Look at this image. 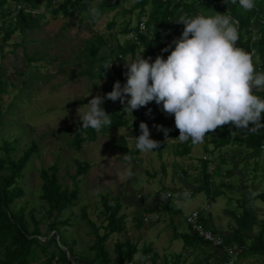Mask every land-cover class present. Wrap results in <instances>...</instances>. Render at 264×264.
<instances>
[{
  "label": "rangeland",
  "instance_id": "1",
  "mask_svg": "<svg viewBox=\"0 0 264 264\" xmlns=\"http://www.w3.org/2000/svg\"><path fill=\"white\" fill-rule=\"evenodd\" d=\"M102 1L86 0L89 7L99 5ZM135 2L128 0L123 8L117 10L120 11L118 14L117 11L106 13L99 25L86 12L54 17L43 8L39 12L46 13V17L27 34L24 47H15L16 40L22 39L18 34L3 49L0 47V77L9 84L7 92L0 95V142L19 139L17 150L12 153L15 160L22 157L34 143L39 150L34 153L25 170L23 186L26 195L14 207L35 210L38 220H43L48 209L41 200V170L57 164L60 183L72 187V176L77 172L75 160L87 161L91 167L80 180L78 201L87 207L88 218L83 217L81 206L73 208L74 216L66 212L65 219H71L73 225L63 228L61 242L68 247L58 241L68 257H71L69 250L72 249L78 259L82 258V262L93 258L95 251L91 246L95 235L88 221L100 226L103 219L102 198L110 194L111 197L121 196V214L126 215L125 230L111 236L106 243L112 259L116 257V243L128 238L138 250L151 245V256L157 254L159 257L157 264H163L165 256L172 259L173 255L180 254L185 258L181 264H204L207 257L214 253L213 250L190 252L185 249L182 239L175 236L176 232H189L190 226L185 218L192 212H203L209 220L208 226L224 236L232 238L236 231L238 234L243 232V226L249 235L255 236L263 231L264 238V202L257 198L264 192V148L252 157H248L245 148L238 145H229L212 153L214 146L209 144V137H205L203 143L193 145L191 140L181 142L175 137V129H171L170 140L166 141L164 133L158 132L152 124L149 127L151 138L160 141L161 147L150 153H137L130 137L141 134L138 126L142 120L136 122L135 116L130 113H126L128 127L96 131V139L86 141L81 150H77L74 145L80 126L77 108L87 104L98 93L104 95L111 91L116 81L123 85L126 77L121 80L117 75L113 79L90 76L72 78V75L89 70L92 61L86 60L87 45L94 41L97 34L108 37L112 32L108 24L114 19L117 24L113 31L120 30L128 18L122 14ZM146 9L149 10L150 6ZM139 12L133 13L137 19L135 24L138 23ZM83 16H89L90 19L82 22ZM144 19L148 20V16ZM118 37L124 40L121 35ZM109 47V44L104 47L101 54L106 55ZM140 54H144L143 48ZM126 60L131 61V56ZM112 104L118 106L120 102ZM120 137H125V147L135 154L133 157L117 147ZM186 143L190 148L189 153L176 155V151L184 149ZM207 145L209 152L206 151ZM205 157H212L215 163L220 164L219 174L213 177L210 188L203 185V164L200 161ZM214 162L210 164L211 168L207 166L208 174L213 171ZM160 191L172 192L174 196L178 194L175 198L181 214L175 217L168 211H163L161 215L148 214L144 226L138 228L135 220L136 201L145 208L153 207L156 204L154 194ZM158 207L162 211L161 203ZM100 233L103 234L104 230ZM74 239H77V243ZM42 241L45 242L46 238H42ZM232 249L234 253L230 252L229 260H221L222 254H218L210 264H264V255L240 258L238 255L242 248ZM151 263L148 258L145 264Z\"/></svg>",
  "mask_w": 264,
  "mask_h": 264
},
{
  "label": "trees",
  "instance_id": "2",
  "mask_svg": "<svg viewBox=\"0 0 264 264\" xmlns=\"http://www.w3.org/2000/svg\"><path fill=\"white\" fill-rule=\"evenodd\" d=\"M126 2L128 0H103L96 7L99 8L104 16L106 13L123 8ZM255 5L251 11H245L239 6L238 0L235 4L231 3L230 0H227V2L226 0H136L135 5L125 10L122 14V16H128V18L124 20L120 30L113 31L117 24L116 19H114L108 24V28L112 30L108 37L97 34L94 41L87 45L86 60L92 61L89 70L72 75V78L90 76L97 79H113V76L117 75L123 80L124 61L128 56L134 59L136 55L140 54L142 48L144 49V57H152L153 62L160 55L167 59L170 52H163L162 50L168 47L173 39L181 36L184 25L177 24L175 21L185 13L189 16L201 13L210 16L216 12L231 16L237 22L239 29L237 46L248 52L256 49L259 58L264 62V0H255ZM148 6H150L149 10L146 9ZM43 8L48 10L54 17L60 14L64 17L81 15L84 12L89 14V4H87L86 0H64L62 2L59 0H0L1 49L9 40H12L15 34L22 37L21 40H16L15 47H24L27 34L33 31L46 17V13L39 12ZM137 10L140 12L138 13V23L135 24L136 18H134V14ZM119 12L117 11V14ZM146 16H148L147 22L145 21L146 26L155 28L154 37L151 38H147L137 31ZM82 19V22H84V20L88 21L90 17L83 16ZM172 32H174L172 41L169 44L164 43L161 34L168 36ZM241 32L243 34H240ZM119 35L124 40H121L118 37ZM108 44L110 45L108 53L102 55V49ZM106 63H111L113 66L107 70V75L105 76L104 65ZM8 86L7 80L0 77V95L7 92ZM255 94L264 98V92L257 91ZM154 103L152 102L147 109L143 107L133 112L136 122L141 119L149 127L154 124L175 129V137L178 138L180 133L175 127L174 117V121L169 122L171 116H167L162 112L161 107ZM103 106L107 113L111 115L112 123L102 129L111 130L112 128L120 129L129 126L126 113L123 112L124 106L121 103L118 106H114L112 101L106 100ZM149 109L152 110L150 114H148ZM78 128L74 145L77 150H81L86 141H94L96 139L97 132L91 128L87 130ZM206 137L210 138L209 144L214 146L212 153L229 145H238L245 148L248 157H252L251 155H257L261 152L262 147L264 148V128L257 132H249L247 129L238 130L231 126H221L214 132L206 134ZM18 141L19 139H15L12 142L8 140L0 142V264H145L148 258L151 260V264H157L159 257L157 254L151 256V245H146L138 250L137 246L128 238L116 243L114 248L116 257L112 259L106 243L111 236L120 234L125 230L126 215L121 214L123 209L121 196L111 197L110 194L104 195L102 198L103 219L100 222V226L90 220L88 221L95 235V241L91 246V249L95 251L93 258L91 260L87 258L85 262H82V258L78 259L72 249L69 250L71 257H68L66 252L59 246L58 239L61 244L63 243V246L68 247L66 243L61 242L64 232L63 228L73 225L71 219H65L66 212L69 211L74 216L73 208L81 206L83 217L88 218L86 214L87 207L80 205L78 198L80 180L88 173L91 167L90 163L78 159L75 160L77 172L72 176V187L60 183L61 180L58 177L59 166L57 164L41 170V200L46 204L48 214L43 220H38L35 210L27 211L25 208L16 209L14 207L26 195L23 186V180L26 176L25 170L28 168V163L34 153L39 151L37 144L34 143L29 150L25 151L22 157L15 160L12 153L17 150ZM116 145L126 151L129 156L133 157L135 155L126 149L125 137H120V142L116 143ZM189 151L190 148L187 147L186 143L184 149L176 151V155L182 156L188 154ZM206 151L209 152L208 145L206 146ZM200 162L203 164V185L210 188L213 184V177L219 174L220 164L216 163L213 173L208 174V161L201 160ZM184 173L187 172L184 171ZM176 192L179 193V191ZM166 193L173 194L169 191L155 193L156 204L150 208H145L141 204L138 205V200L136 201L135 220L138 228L144 226L145 217L148 214L158 213L161 215L163 211L170 212L172 217L181 214L175 199L164 198ZM257 198L264 202V192ZM159 203L162 205V211L158 207ZM201 221L206 229L219 233L208 226V219L203 218ZM242 229L246 230L243 226ZM101 230H104L103 234L100 233ZM244 230L239 234L236 231L232 238L221 233L225 241L222 247H212V243L205 241L198 233L193 232L191 228L188 233L179 234L176 232L175 236H179L182 239L185 249L190 252L213 250L214 253L207 257L204 264H210L212 258H216L215 256L218 254H222L221 260H229V253L226 249L235 246V244L238 248H242L241 254L238 255L240 258L264 255L263 231L254 236L247 234L248 232ZM42 238H46V241L43 242ZM74 242L77 243V239H74ZM137 254L139 255L137 256ZM224 256L225 258H223ZM184 261L183 254L173 255L172 259H168L165 256L163 264H181Z\"/></svg>",
  "mask_w": 264,
  "mask_h": 264
},
{
  "label": "clouds",
  "instance_id": "3",
  "mask_svg": "<svg viewBox=\"0 0 264 264\" xmlns=\"http://www.w3.org/2000/svg\"><path fill=\"white\" fill-rule=\"evenodd\" d=\"M230 2L235 4L237 0ZM238 3L245 11L256 6L255 0H238ZM88 13L95 24L102 23L103 14L98 7L90 6ZM143 20L146 24L147 20ZM175 23L184 25L180 37L172 41L174 32L164 37L161 34L164 43L172 41L162 50L170 52L167 59L160 55L153 62L152 57L138 54L131 61L125 60L126 83L116 81L112 91L98 93L78 107L76 113L81 125L78 129L100 132L111 125V115L103 107L106 100L119 101L124 106L123 112L130 114L155 102L167 116L174 117L180 133L177 139L191 140L193 145L203 143L206 134L221 126L249 132L264 128V98L255 94L264 92V72L258 70L259 62L263 61L257 52L253 59L256 49L248 52L237 46L239 29L233 18L216 12L210 16L185 13ZM154 29L147 27L152 35L144 36L154 37ZM112 66L104 65L105 76ZM153 127L164 133L166 141L170 140L171 129L162 125ZM139 129L141 134L131 136L130 141H134L140 153L161 147L160 141L151 138L147 123L141 122Z\"/></svg>",
  "mask_w": 264,
  "mask_h": 264
},
{
  "label": "built area",
  "instance_id": "4",
  "mask_svg": "<svg viewBox=\"0 0 264 264\" xmlns=\"http://www.w3.org/2000/svg\"><path fill=\"white\" fill-rule=\"evenodd\" d=\"M139 33L143 34L145 36H148V34L152 35V32L148 33V30H147L145 23L140 24ZM164 36L165 35L163 34L162 37H164ZM167 41H168V39H167ZM256 55L257 54L255 51V55L253 56V59L256 57ZM258 70L261 72H264V63L263 62H259ZM170 120H174L173 116H171ZM205 158L206 159H204V160L208 161L209 168H211L210 164L212 165L214 162L212 157H205ZM215 166H216V163L214 162L213 171L215 170ZM213 171L210 174H212ZM164 198L165 199L173 198L176 200L175 201L176 204H178L177 199L173 195H171L170 193L164 194ZM203 218L207 219L206 215H204L203 212H199V211L192 212L191 214L186 216L187 223L193 232L198 233L200 237H202L205 241L212 243V245H214L216 247H222L224 245V242H225L223 235L221 233H215L209 229H206V227L203 225V223L201 221V219H203ZM232 248H235L236 250H238V247L235 245L233 247L227 248L226 251H228V253L230 254V252H232V250H233ZM241 251H242V249H241ZM232 253H234V252H232Z\"/></svg>",
  "mask_w": 264,
  "mask_h": 264
}]
</instances>
